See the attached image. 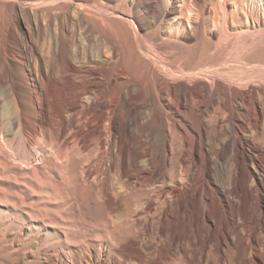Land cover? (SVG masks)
<instances>
[{"label": "bare ground", "instance_id": "obj_1", "mask_svg": "<svg viewBox=\"0 0 264 264\" xmlns=\"http://www.w3.org/2000/svg\"><path fill=\"white\" fill-rule=\"evenodd\" d=\"M11 157L65 198L48 264H264V0H0Z\"/></svg>", "mask_w": 264, "mask_h": 264}, {"label": "rangeland", "instance_id": "obj_2", "mask_svg": "<svg viewBox=\"0 0 264 264\" xmlns=\"http://www.w3.org/2000/svg\"><path fill=\"white\" fill-rule=\"evenodd\" d=\"M56 180V173L43 158L21 165L11 157L5 167L0 164V264H48L40 254L43 245H36L34 236L40 231L51 233L59 226L73 228L59 211L65 198L55 190ZM77 205L80 216L75 224L92 236L94 221L84 218L85 202L78 199Z\"/></svg>", "mask_w": 264, "mask_h": 264}]
</instances>
